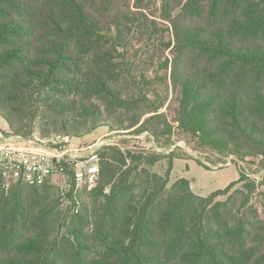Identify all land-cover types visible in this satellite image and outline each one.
<instances>
[{
    "label": "trees",
    "instance_id": "trees-1",
    "mask_svg": "<svg viewBox=\"0 0 264 264\" xmlns=\"http://www.w3.org/2000/svg\"><path fill=\"white\" fill-rule=\"evenodd\" d=\"M157 62L166 73L151 77ZM171 89L175 121L201 144L264 156V0H0L11 134H170ZM100 155L97 185L67 208L51 182L0 177V264H264V215L242 170L202 196L185 177L169 185L173 158L159 173L146 150Z\"/></svg>",
    "mask_w": 264,
    "mask_h": 264
},
{
    "label": "rangeland",
    "instance_id": "rangeland-1",
    "mask_svg": "<svg viewBox=\"0 0 264 264\" xmlns=\"http://www.w3.org/2000/svg\"><path fill=\"white\" fill-rule=\"evenodd\" d=\"M163 0H156L158 8L161 6ZM158 16L160 12L156 13ZM168 55L169 51L167 52ZM149 76L163 75L166 73L165 69H159V63H155L147 71ZM159 86V83L158 85ZM173 93L170 92L165 106L161 109L166 118L173 124L172 133L153 135L149 130L138 132L139 128L132 129H112L106 124H101L96 129L81 136H69L71 143L69 148H73L74 153H85L86 150H79L83 146L98 144L99 154L105 150L106 147L116 146L123 150H146L150 153L159 154L161 159L151 167L153 171L164 173L168 168L171 158L174 160V166L171 173V185L178 177L186 176L193 183L196 191H202L203 195L209 194L211 191L218 189L227 179H232L239 171H243L250 180L245 181L249 188L252 187L251 182H255L256 189L252 194L251 204L261 210L264 215V156L247 157L245 160H240L233 155L225 156L218 153L210 146H205L200 143L199 139L190 132L181 129L175 121L173 109L171 105ZM130 114V113H129ZM124 112L123 117L127 119L130 115ZM150 116L147 114L143 116L142 122L145 118ZM0 133L4 136L11 135V128L0 108ZM40 139H49L54 135H66L63 130L50 131L42 133L35 130ZM13 135V134H12ZM34 135V134H33ZM33 137V136H32ZM17 141V140H15ZM20 142V140H18ZM169 141V142H168ZM3 143V140L0 139ZM23 142V141H21ZM101 156V155H100ZM188 158V159H181ZM222 164V165H221ZM234 164L231 166H227ZM238 169H237V167ZM240 177V174H239ZM7 184L13 183V178L3 177ZM56 186L58 196L63 203V207L67 208L70 204V197L76 192L89 189L83 185L77 186V183L72 177H64L61 175L51 177L47 180ZM245 183L236 185L235 189L244 188ZM233 193V191L231 192ZM239 196V194L233 193ZM227 196H219L218 200H225Z\"/></svg>",
    "mask_w": 264,
    "mask_h": 264
},
{
    "label": "built area",
    "instance_id": "built-area-1",
    "mask_svg": "<svg viewBox=\"0 0 264 264\" xmlns=\"http://www.w3.org/2000/svg\"><path fill=\"white\" fill-rule=\"evenodd\" d=\"M0 139V177L41 185L61 175L72 177L78 187L83 185L89 190L98 183L101 157L97 143L79 149L85 153H74L75 149L69 148L71 138L61 134L45 140L36 133L30 138L0 133Z\"/></svg>",
    "mask_w": 264,
    "mask_h": 264
},
{
    "label": "crops",
    "instance_id": "crops-1",
    "mask_svg": "<svg viewBox=\"0 0 264 264\" xmlns=\"http://www.w3.org/2000/svg\"><path fill=\"white\" fill-rule=\"evenodd\" d=\"M176 159V158H175ZM174 159V160H175ZM181 159H188V158H181ZM231 165H234V164H230V165H227V166H231ZM173 166H174V161H173ZM237 167V166H236ZM237 169H238V167H237ZM172 170H173V168H172ZM172 173V172H171ZM239 174H240V171H239V169H238V172H237V174L235 175V177H231L232 179H227L226 180V183H224V185H222L221 187H219L218 189H222V188H225L227 185H229L231 182H233V181H235V180H237L238 178H239ZM181 177H185V178H187V179H189L188 177H186V176H180V177H178V178H181ZM177 178V179H178ZM171 180H172V178H171ZM176 180V179H175ZM175 180H173V181H175ZM189 181H190V183H191V187H192V189H193V191L194 192H196L197 194H199V195H202V196H207V195H209L210 193H212L213 191H215V190H213V191H211L209 194H205V195H203L204 193H202V191H196V189H195V187H194V183L189 179ZM217 190V189H216Z\"/></svg>",
    "mask_w": 264,
    "mask_h": 264
}]
</instances>
